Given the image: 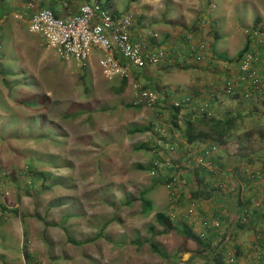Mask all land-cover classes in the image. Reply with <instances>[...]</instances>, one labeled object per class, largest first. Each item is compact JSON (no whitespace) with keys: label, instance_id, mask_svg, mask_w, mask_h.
<instances>
[{"label":"rangeland","instance_id":"1","mask_svg":"<svg viewBox=\"0 0 264 264\" xmlns=\"http://www.w3.org/2000/svg\"><path fill=\"white\" fill-rule=\"evenodd\" d=\"M10 1L20 3L23 0ZM212 2L215 12L211 16L217 14L221 18L225 10H229L230 16L225 21L223 15L221 20L219 48L224 53L238 54L248 42L239 41L232 46L227 39L226 24L236 28L246 26L251 28V33H258L264 26V0ZM258 8L261 16L257 15ZM21 25L26 33L19 41H12L9 32L11 41L7 42L6 48L0 42V62L8 70V74L0 75L2 85L5 83L9 85L7 88L10 87L7 93L12 98L11 110L22 112V116L10 111L0 114V195L5 201L23 199V204L18 200V203L14 202L17 210L25 204V210L34 213H42L50 199L58 197L61 200L68 196L70 203H52L46 216L54 221L59 219L58 227L61 228L65 225L62 216L66 212L78 214L72 226L73 234L77 233L78 237H92L103 225V240L97 239L92 242V249L82 248L80 253L81 258L89 252L94 254L96 264H207L208 257L199 252L194 241L174 231L153 236L147 230L156 211H164L173 216L175 222L187 224L196 215L194 200L187 201L190 186L183 191L185 180L181 175L190 173L187 167L180 164L167 168L160 164L153 172L133 167L135 164L148 165L151 158L162 161L161 156L168 157L161 151L158 154V140L164 144L168 141V138L161 140L164 134L165 137L170 135L169 140L174 139L169 115L163 111L165 106L160 105L157 109L129 106L133 105L132 80H127L120 92L122 78H106L98 59L85 65L64 60L54 48L46 46L43 37L30 33L25 23ZM5 49L8 50L5 52ZM140 78L143 75L136 78L141 87L165 91L166 84L155 88L156 81L146 78L141 81ZM2 100L0 96V103ZM193 111L194 115H200L197 110ZM209 112L213 116L216 110L209 106ZM248 121L250 123L245 125L242 121L237 123L238 128L242 125L256 132L245 144V151L239 148L241 141L234 143L231 140L228 144L230 153L227 147L222 156L226 159L237 154L232 162L238 171L247 164L257 167L263 163L260 152L264 141L260 131H264V121H260L257 114L249 116ZM144 125H149L150 131L128 132L132 126ZM67 126L72 127L71 136L66 132ZM140 142L149 148L135 151L133 146ZM174 149V152L180 151L178 146ZM168 159L171 164L179 163L181 156L177 161L174 155ZM220 175L221 170L217 179ZM170 177L176 180L173 195L164 183ZM155 178L162 181H155ZM215 179L213 177L212 183ZM208 180L212 185L211 179ZM144 188L149 189L145 196L153 204V210L147 216L141 214L138 200L125 204L127 198L138 196ZM226 190L229 191L228 186ZM13 205L7 202V207ZM187 209L192 211L190 218L183 217ZM155 226L156 230H161L160 226ZM222 230H227L224 224ZM258 232L255 236H259ZM136 241L142 243L138 245ZM149 241L156 242L171 261L152 252ZM48 248L51 257L57 255L61 260L66 256L67 249L61 244L51 243ZM262 251L263 248L258 249L256 255Z\"/></svg>","mask_w":264,"mask_h":264},{"label":"crops","instance_id":"2","mask_svg":"<svg viewBox=\"0 0 264 264\" xmlns=\"http://www.w3.org/2000/svg\"><path fill=\"white\" fill-rule=\"evenodd\" d=\"M95 1L102 2L113 15L132 11L133 21L130 29L132 39H143L149 49H156L164 44L184 43L187 37L195 43L205 44L207 52L206 60L193 65L187 64L184 56H177L175 59L173 57L175 62L168 61L145 69H139L128 64L132 75L131 77L136 82V78L143 75V78L147 80L156 81V84L153 86L155 88L156 86L166 84L165 89H177L183 94L192 92L202 94L209 99L211 109L216 110L213 113V117L215 118L223 117L225 110H231L232 112H230L233 113V116H236L235 114L237 112L245 116L247 111L250 110L257 113L260 121H264V81L262 91L252 96L248 101H244L241 106L239 105L238 99L223 95L220 91L222 84L234 74L237 67L234 60H225L222 57L226 56L228 59H234L237 54L236 52L224 53L222 51L223 49L218 46L220 40L219 33L221 28H223V24L221 23L223 15L226 17L225 21L230 16L229 10L223 11L221 18L217 14L211 16V13L215 12L213 10L215 5L212 0H67V6H63L59 0H23L20 3L2 0L0 5L3 6L2 8L7 13L3 15L4 18H2L3 21L0 25V42L5 47L7 42L11 41L9 32L12 35V41H19L26 33L21 24L25 23L28 28L29 15L39 8L48 7L57 16L65 17L76 15L81 3H92ZM211 6L212 8H210ZM256 12L258 16H261V9L258 8ZM258 16L256 18L257 20L259 19ZM255 28L256 26H253V29ZM247 29L246 26L236 28L227 23L226 30L229 33L227 39L230 44H233L232 46L235 45V42H248V48L258 54L259 59L256 65L264 78V26L259 28L258 33H251V28L248 31ZM153 34L155 36H152ZM35 35L42 37L40 34ZM7 50L5 49V52ZM55 51L60 56L57 49ZM100 56V51H93L87 64L94 63L97 59L99 60ZM3 57L7 61L5 56ZM117 58L122 64H127L121 56L118 55ZM1 78L2 76H0V96H2L3 100L0 103V114L10 111L16 113L18 116H22L21 111L11 110L13 106L11 102L12 98L10 99L7 93L10 87L7 88L9 85L6 86L5 83L2 85L3 79ZM143 78H140V80L142 81ZM126 82H128L127 79ZM122 90L119 91L121 92ZM188 110H196V108L191 106L186 109V111ZM163 111L166 114L169 113V110L166 108ZM221 113L223 115H220ZM198 117L199 115L190 116V120L195 122ZM241 123L245 125L250 122L247 117H243ZM71 129V126H67L66 132L68 136H71ZM238 129L234 134L241 135V137L245 138L241 140L239 147L241 151H245V144L249 141L251 135H255L256 132L251 127L242 125ZM172 135L171 137H174V139L170 140L169 134L167 137L164 134L165 138L161 137L162 141L168 138L165 144L160 143V139L158 140L160 144L158 154L161 151L166 156L168 155L169 149L174 151V148L178 146L180 150L178 154L181 155V160L173 167H177L180 164L187 167L184 155L190 156V159L188 158L187 160H191L193 154L202 145L213 144L210 140L188 144L180 136V133L175 130H173ZM233 138L234 136L228 137L226 144H218L219 148L215 155V163L219 165V170H221L219 177L224 181L225 185L222 191L211 186L208 178L211 179L212 183L213 176H209V171L204 168L200 167L198 169V179L193 171L196 168H191L192 170L188 169L190 173H182L181 177L185 180L183 191L187 190V185L190 186V193L188 192L190 196L187 195V201L189 203V201L192 202L194 200V207L196 208L194 212L196 214L195 219L188 225L196 233H200L207 229L211 220L218 218L221 220L222 225L224 224L226 227H230L237 218L236 213L240 217L243 211L247 210L250 215V220L248 219L250 224L245 225L244 229H233V234H235L233 241L239 246L240 250L235 263L256 264L257 262V264H264V252L262 251V254L258 256L255 251V249L262 248L264 250V163H261L257 167L247 164L239 171L235 170L232 161L236 160L235 156L237 154L229 155L226 159L222 158L231 140L234 143L240 142L238 139L234 141ZM155 150H152V152ZM228 151L229 153L231 151L229 147ZM161 157L162 161L159 164L169 167L166 161L168 157ZM261 157L264 161V156L261 155ZM151 161H153V158H151ZM228 161H230V164H228ZM254 168L263 171L261 178H247L245 171ZM227 186L228 192L226 190ZM194 193L196 194L194 195ZM191 195L196 197L192 198ZM64 198L62 197L61 200L58 197L52 198L48 201L42 213L39 211L34 213L33 211L25 210V204L22 205L21 210H17V204L14 202L18 203V200L23 204V199H15L16 201L6 199L5 201L0 195V264H96L94 254L89 252V254H83V258H81L80 253L82 248H87L88 251L92 249V242L97 239L103 240L105 237L103 225L92 237H78L77 233L73 234L74 229L72 230L78 214L66 212L62 216L63 220H65V225L61 228L58 227L59 219L54 221L49 216H46L50 211L47 209L51 207L52 203L61 201L64 205L66 201L68 203L71 202L68 196ZM253 200L260 201V206L253 207ZM7 202L8 204L14 205L7 207ZM257 232L259 236H255ZM215 233L218 232L213 231L211 228L206 230V236L207 238L211 237L212 245L218 241ZM67 235L81 242L79 244H73L67 240ZM260 236L261 238H259ZM51 243L61 244L67 249V252H65L66 256L63 259H58L57 255H52V257L49 255L48 247Z\"/></svg>","mask_w":264,"mask_h":264},{"label":"built area","instance_id":"3","mask_svg":"<svg viewBox=\"0 0 264 264\" xmlns=\"http://www.w3.org/2000/svg\"><path fill=\"white\" fill-rule=\"evenodd\" d=\"M59 1L63 6H67V0ZM2 18L0 19V25L3 21ZM132 21V11L113 15L102 2L95 1L81 3L76 15L65 17L57 16L48 7L39 8L29 15L28 29L33 34L42 35L46 46L57 49L60 57L64 60H74L81 65H85L93 51H100L101 56L98 64L106 78L110 79L118 76L132 80L134 90L132 103L134 106L157 109L160 105H163L166 109L169 107L179 108L181 112L194 106L198 112H207L211 115V112H209V99L202 94L196 92L183 94L177 89L160 91L143 88L133 81L128 67L129 64L139 69H145L174 61L173 57L175 59L177 56H184L186 63L193 65L206 60L205 45L195 43L187 37L184 43L164 44L156 49H149L143 39H132L130 32ZM253 32L256 33V31ZM152 36H155V34ZM118 55L125 59L127 64H122L117 58ZM258 59V54L254 50L248 48L244 51L238 58L234 74L222 84L221 93L223 95L237 93L240 98L248 100L261 92L264 78L256 65ZM218 148V144L202 145L193 154L191 160H187L188 158L185 160L187 167H194L195 165L211 172L213 177L216 178L211 186L222 191L225 185L224 181L217 179L219 168L215 163ZM173 153V150L169 149L168 158H172ZM166 161L170 166L173 165L169 159H166ZM156 165L160 166L159 163ZM245 175L249 179H257L261 178L263 171L261 169H247ZM175 185L176 180L174 178L171 183L167 184L172 195L174 194ZM180 185L182 186V184ZM177 190L175 189V191ZM252 203L253 207L261 204L258 200H253ZM191 213V209H187L183 217L187 218ZM242 214L245 218L249 215L247 210H244ZM209 228L214 229L219 234L223 232L222 222L218 218L209 222L206 230ZM206 230L200 232V236L205 237ZM255 251L258 253V249H255ZM228 261H234L231 255L228 256Z\"/></svg>","mask_w":264,"mask_h":264},{"label":"trees","instance_id":"4","mask_svg":"<svg viewBox=\"0 0 264 264\" xmlns=\"http://www.w3.org/2000/svg\"><path fill=\"white\" fill-rule=\"evenodd\" d=\"M2 2V1H1ZM0 2V4H1ZM3 6L0 5V19L3 17L4 14L7 13V11L2 8ZM248 49V44L244 46L243 49L240 50V52L237 54V56L234 59H228L226 56L222 57L225 60H234L236 63L238 61V58L241 56V54ZM5 74H8V70L1 64L0 62V75L4 76ZM126 84V78H123L121 87L119 90H122ZM226 96H232L235 99H238L239 105L241 106L244 101H248L246 99H242L239 97V94L235 93L233 95H226ZM209 101V100H208ZM210 103V101H209ZM134 107V105H129ZM35 107V106H34ZM169 118L171 122L172 128L180 133V136L188 143L192 144L197 141H205V140H210L213 144H219L223 145L227 143V138L228 137H236L238 138V141H241L242 139H245L244 137H241V135H235L234 132L239 130L237 128V123L242 121L243 117L249 118L251 115H256L257 113H254V111H247V114L245 116H242L240 112H237L233 116V113L230 111H227L224 113L223 117L221 118H215L211 115H209L207 112H198L199 117L194 121L190 120V116H194V111H186V109L181 112V109L179 108H173L169 107ZM181 112L180 116L178 117V114ZM193 112V113H190ZM180 122H182L180 124ZM151 127L149 125H144V126H132L128 132L131 134L134 133H145L147 131H150ZM262 130V129H261ZM252 136V135H251ZM260 137L264 141V131H260ZM236 140V139H233ZM149 148L146 143L140 142L136 145L133 146V149L135 151L139 150H144ZM261 152L262 156H264V142L261 147ZM174 152V151H173ZM177 153V154H176ZM156 154V153H155ZM175 156V160L177 161L178 156H181L178 154V152L173 153ZM186 157V158H185ZM261 157V156H260ZM184 158L190 159V156H185ZM262 159V157H261ZM263 161V159H262ZM160 161L158 160H153L150 164L148 165H142V164H135L133 167L137 170L141 171H155L157 166L156 164L159 163ZM177 163V162H176ZM176 163H172L175 165ZM264 163V161H263ZM169 165V164H167ZM169 165L170 167H173ZM178 167V166H177ZM168 168V167H167ZM191 168H196L193 169L194 174L196 178L198 179L197 173L199 172L198 169L200 167H196L194 165L187 168L189 170H192ZM202 168V167H201ZM196 170V172H195ZM208 171V170H207ZM202 172V171H201ZM210 176H213L211 172H209ZM218 176V175H217ZM175 179V178H174ZM196 179V180H197ZM173 178H168L164 180V183L169 184L171 183ZM155 181H162L159 178L156 179ZM201 182V181H200ZM148 188H144L138 192V196L134 197L131 196L126 199L125 204H130L132 201H139L140 204V212L143 215H148L152 210H153V204L152 201L148 198H146V194L148 193ZM196 193H194L195 195ZM249 216L248 215L246 218L241 216L239 217V214L236 213V219L233 225H230V227H227V230L222 233H215V236L218 238L217 243L212 245V239L200 236L199 233H196L187 223L185 222H175L172 218L171 215L164 211H156L154 216H153V223L149 224L147 227V230L151 235H161V234H168L171 231L176 232L177 234L181 235L185 239H190L194 241V243L197 245L199 252H202L203 255L208 257L207 264H234L236 262V258L239 256V246L233 241V237H235V234H233L234 230H239V229H244L245 225L250 224L249 222ZM249 219V220H248ZM158 225L161 227V230H156V226ZM234 226V227H233ZM234 229V230H233ZM215 231L214 229H212ZM216 232V231H215ZM213 237V236H212ZM67 240L73 244H79L81 241H77L70 237V235H67ZM138 245H140L142 242L136 241ZM149 246L152 252L156 253L159 255L163 260H168L170 256L167 255V253L156 243L153 241H149ZM201 253V254H202ZM231 255L234 261L229 262L228 261V256ZM169 263V262H168ZM170 264V263H169ZM175 264V263H171Z\"/></svg>","mask_w":264,"mask_h":264}]
</instances>
